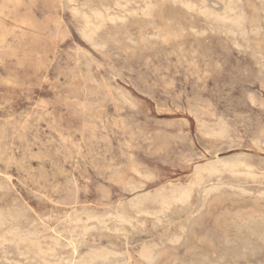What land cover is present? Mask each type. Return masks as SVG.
Wrapping results in <instances>:
<instances>
[{
    "label": "rangeland",
    "instance_id": "374dc122",
    "mask_svg": "<svg viewBox=\"0 0 264 264\" xmlns=\"http://www.w3.org/2000/svg\"><path fill=\"white\" fill-rule=\"evenodd\" d=\"M143 1L0 0V264H141L144 244L142 264H264L239 219L264 205V0ZM105 9L118 20L86 38ZM237 158L255 177L222 171L160 211L197 164Z\"/></svg>",
    "mask_w": 264,
    "mask_h": 264
},
{
    "label": "bare ground",
    "instance_id": "6f19581e",
    "mask_svg": "<svg viewBox=\"0 0 264 264\" xmlns=\"http://www.w3.org/2000/svg\"><path fill=\"white\" fill-rule=\"evenodd\" d=\"M118 1H120V0H118ZM229 1H231V0H229ZM142 2H146V1L142 0ZM134 3H136V2H134ZM147 3L149 4L151 2L150 1L148 2V0H147ZM147 3H145V4H147ZM151 4L154 5L153 2ZM119 6L120 5H118V7ZM135 6H136V4H135ZM149 6L151 7V5H149ZM115 7H117V6L115 5ZM115 7H113V8H115ZM155 7H157V6L155 5ZM185 8H186V6H185ZM116 9H118V8H116ZM120 9H122V8H120ZM190 9H188V10H190ZM109 10H110V8H109ZM109 10L105 9V12L96 11L90 16L87 15V14L83 15V34H84V36L86 38L92 40L98 34V31L101 30L103 28V26H105V23L107 21L111 22V21H114V20H118V19H116V17L114 15L112 16V14L109 12ZM138 12H139V10H138ZM120 13H122V12H120ZM134 13H137V12H134ZM129 14H130V12H129ZM128 17L130 18V16H128ZM122 18H123V16H122ZM125 18H126V16H125ZM169 29H171V28H169ZM187 112H188V110H187ZM194 168H195L194 174L192 175V177L189 179V181L187 183L182 184V185L178 184L177 187H174V188H172L170 190H167V191H163V190L161 191L160 190V192L158 193V195L156 197V201L159 204L161 212L164 209L169 208L173 203L175 204V202H178V203L179 202H185L188 199V197L190 196V193H191L192 189L194 187L200 186L205 181L206 177H210L211 175H216V174H220L222 171H227V172L232 173V174H239V175L243 174V175H246V176H249V177H255L254 176L255 174L251 170V165L247 164L241 158H237V159L232 160V161H230V160H222V159H215V160L208 161L207 163L202 164V165L201 164L200 165L197 164V166H195ZM203 191H204V194H205L204 199L209 197L212 201H216V202H221L222 201V196L223 195H222V193L219 192V184H211L207 188L205 187L203 189ZM152 192H154V191H152ZM139 198H140V196H139ZM261 198H262V194H261L260 200H261ZM128 202H130V201H128ZM255 202H256L255 205L250 204L251 206H248L247 211L245 212V216L242 215V216H240L239 219H241L243 221V224H244L243 229L244 230L246 229V230L249 231V233L257 234L260 237L264 238V232H263L264 228H262L263 227L262 226L261 229H259V224L256 221L257 217L264 221V205L263 206L259 205V203H257V199L255 200ZM258 202H260V201L258 200ZM181 204H183V203H181ZM143 205H144V203L141 201V202L138 203L137 207L138 208H144ZM157 209H159V208H157ZM143 211L145 212V210H143V209L140 212H143ZM152 212L156 213L158 211H156V210L154 211L152 209ZM146 214H148V212ZM227 214H228V211H226L223 208V209L216 210V214L213 215L215 228H217V229L219 228L220 230H222V233H224V226H223V222H221V219H222V221H224V219H225L224 217ZM120 217H121V219H123V215L120 214ZM183 228H184L183 225H181L180 229L183 230ZM193 235L196 236L197 239H199V240L202 239V236H197V234L194 233V232H193ZM109 254H113V253H110V251H105V250L90 249V250L86 251L83 255L78 256V253H76V251H75V257H74L73 260H71V262L73 264H126L128 262V260L130 259V257H131L130 255H127V256H124V257H117V256H114V254H113V256H110ZM138 254H139V259H140L139 263L142 264L143 262L145 263V262L149 261L151 259V257L153 256V247H152V245H148V244L142 245L141 248L138 251ZM155 258H156V256H155Z\"/></svg>",
    "mask_w": 264,
    "mask_h": 264
}]
</instances>
